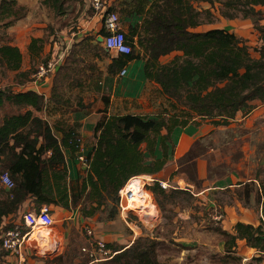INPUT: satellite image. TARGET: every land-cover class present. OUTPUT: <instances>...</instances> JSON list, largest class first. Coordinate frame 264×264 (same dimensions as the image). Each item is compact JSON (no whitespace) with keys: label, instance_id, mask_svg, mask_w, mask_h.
Wrapping results in <instances>:
<instances>
[{"label":"trees","instance_id":"16d2710c","mask_svg":"<svg viewBox=\"0 0 264 264\" xmlns=\"http://www.w3.org/2000/svg\"><path fill=\"white\" fill-rule=\"evenodd\" d=\"M66 1L43 0L57 14L66 9ZM199 2L207 3L208 7H196L195 3L199 5ZM215 3L219 5L216 10ZM16 6L17 0H0V23H4L5 29L12 27L13 20L19 16ZM263 6L264 0H114L107 11H114L120 17L125 41L131 51L111 58L106 66V76L100 78L99 73L96 78L95 90H101V82H111L129 61L142 58L144 75L159 85L161 96L182 101L190 111L206 118L215 127L227 125L237 111H251L253 100H264V24L259 23L264 19ZM239 15L252 20L253 29L259 33L258 43L251 46L245 38L226 27L189 30L202 24L213 25L220 17L232 20ZM98 34L102 38L107 35L103 26ZM93 39L94 36L89 34L71 45L63 65L51 75L52 86L46 98L32 89H0V109L6 103L23 108L0 117V173L7 172L13 181L9 189L0 186V233L16 225L21 232L28 230L16 221L19 214L22 217V207L27 199L32 200L31 211L36 214L42 206L52 205L65 210L77 208L81 216H95L96 222L101 223L119 219L118 190L133 176L147 174L154 179L145 189L157 201L162 203L168 195L169 190L159 185L158 174L167 163L170 134L175 127L189 123V111H180L171 118H166L162 110L155 114L107 116L110 93L104 92L100 98L103 115L93 130L95 141L84 153L86 165L78 160L81 145L78 124H50L36 114L48 113L51 103L59 105L58 109L65 112L68 100L62 99L60 89L77 80L81 83L80 79L85 76L81 63L89 57L91 46L99 49L98 53H92L98 58L101 57L100 51L108 54L99 41L93 44ZM43 46L42 37L31 38L27 45L28 56L42 57ZM171 52L179 54L165 63L159 62L160 56ZM21 59L16 46L0 45V65L27 80L29 71L20 70ZM78 103L75 109L93 105ZM66 150L74 162H80L75 177L68 176ZM157 150L160 157H157ZM192 152L193 148L180 163L186 170L192 166L194 179L198 180L195 164L188 162ZM254 179L235 186L234 193L244 206H256L260 213L257 222L237 221L231 229H216L223 237L225 252H235L238 242L242 241L256 251L248 264H261L264 257V176L257 174ZM193 183L195 190L198 189L197 182ZM104 213L106 217L100 219ZM90 240L101 239L92 232L91 236L88 235L87 246L82 248L90 247ZM103 242L113 252L105 260L109 264H161L156 254L158 242L153 238L133 235L124 244ZM82 248L86 258L74 264H94L96 260ZM0 255L7 253L0 252Z\"/></svg>","mask_w":264,"mask_h":264},{"label":"rangeland","instance_id":"374dc122","mask_svg":"<svg viewBox=\"0 0 264 264\" xmlns=\"http://www.w3.org/2000/svg\"><path fill=\"white\" fill-rule=\"evenodd\" d=\"M17 6L16 10L19 16L13 20L12 27L5 29L4 23H0V45L6 43L16 46L22 56L20 70L23 72L29 71L26 80L24 77H18L15 71L8 70L3 65H0V89H10L13 91H16L19 87L23 89L25 88V84L32 82L34 79H39L36 77L34 78L32 75L37 70L38 65L45 62L47 59L46 55L32 58L28 56L27 45L30 39L33 37H42L44 45L48 44V39L52 35L61 36V31L64 32L65 28L70 29V25L74 24L76 19L80 17L85 10L84 5H82V0H67L64 3V8H67V13L65 15V9H63V13L57 14L51 5L45 4L43 0H17ZM218 7L219 5L217 4L214 10ZM87 12L90 13V10L86 11V13ZM243 19L244 18L240 15L233 20L221 19L220 17L213 25H210V27H226L237 36L244 38L242 36L243 33L250 30L251 27L253 28V22L248 19L251 25H245L247 21H243ZM259 23L264 24V19H261ZM84 26L85 30L93 32L91 22H84ZM74 27L70 30H74ZM95 33H98V31ZM245 35L247 42H251V46L253 45L252 42L257 41L258 43L260 41L259 33L255 29L251 34L247 35V33H245ZM89 50V57H85V63H81V67L84 71L83 73L85 74L84 78L80 79L82 80L81 83L77 80L72 84L64 85L60 89L63 92L62 99L68 100V105L64 108L66 114L74 110L77 104H79V101H82V104L86 102H88V104H95L100 97L99 92L95 90V84H97L96 78L99 73H101L100 78L106 76V62L110 59V54L108 52V54L104 55V53L100 51L101 57L97 59L92 53H98L99 49L93 45ZM175 54L179 53L171 52L167 55L160 56L159 58H161L163 62L160 60L159 62L165 63L166 60L169 61L172 59ZM48 57H50V55H48ZM44 59L45 61H43ZM63 63L60 64L59 67H61ZM50 76L48 78L49 81L51 79ZM85 77L89 78L85 79ZM48 79H44L43 82L46 83ZM51 86L50 84L49 89H51ZM158 99V102H160L158 111H164L166 118H171L172 115L179 114L180 111L184 110L191 113L189 122H202L206 120V118L203 117V119L200 115L190 111L189 107L178 99L167 98L165 96H161ZM22 110L23 108L19 109L6 103L0 109V117L4 114ZM222 139L223 135L220 137L216 134H213V141L209 139V147L216 142L220 145L217 146L219 149H217V155H214L215 153H207L205 149L199 145L196 149H193L188 162L194 165L196 164L195 158H202L207 170L203 178L196 180L193 176L192 166H188L187 179L189 182H197L196 185L200 187V190L204 180H206L204 184L211 185L215 179L223 178L229 175L231 171H236L233 173L238 172L244 178L253 177L257 174H259L260 177L264 176V167L259 168L260 171L257 167L256 160L251 157L248 158L247 153L243 156L241 155L239 151L240 148L242 153L248 151L246 149V141L241 139L242 143L240 139H233L231 142L227 143ZM221 159H224L226 163L227 160H236L234 162L236 165H234V168L230 171L233 164L229 162L228 164L230 165L227 169L226 165L221 163ZM184 160L185 158L183 161ZM151 178L144 176L143 181L146 185L152 183L153 178ZM174 185L176 184L174 183ZM181 185L183 186L184 184L181 183ZM191 185L195 184L191 183ZM186 188L192 189L190 186ZM227 188L213 189L209 194L206 192V194L199 195V192H197L194 187V197L188 190L184 193L173 190L172 187L168 186L165 188V190H169L167 193L168 195L163 198L161 203L159 200L157 201L155 199L154 195L152 196L149 190L143 188L142 184V189L147 196L143 195V198L146 199V201L138 203V205L135 204V206L128 209L125 213L126 215H124L125 219L130 223L131 232L124 230L123 227L121 228L120 222L108 223L106 227L109 231L121 228L124 231L123 233H131L135 237L147 236L155 239L158 242V246L156 247L157 259L161 264H248L251 258L256 255V251L249 249L245 243L238 242V245L234 249L235 252H225L222 244L223 237L216 228L222 227V229L227 230L230 227L228 215L235 218V216H233L235 213L237 214V219H240L241 216L252 218L255 223V219H257L255 214L259 217V213L251 214V212H247L243 202L239 200L234 193L237 187L233 186ZM208 199L211 200L213 205L209 204ZM158 203H160V206ZM234 207L237 209L235 208L234 213H230ZM254 207V210H257L256 206ZM49 209L51 210L50 215L53 219V224L50 227L36 226L33 228V231H40L46 228L48 238L44 241L40 240V242L37 240H29V234V236L25 238L22 256L16 254L0 255V264H70V262L74 264V262L77 263L82 258H86L82 254L81 248L86 245L88 234L85 230L86 223H82L79 210L77 208L65 210L61 207L52 205ZM29 210H33V206L28 205L25 209H22L24 212ZM101 216L100 219L106 217L105 213L101 214ZM119 217H121V214H119ZM21 218L19 214L16 221L23 228L25 224ZM111 253L113 255L112 251ZM58 256L62 257L58 259ZM106 259L97 260L99 262L95 261L94 264H109L105 261ZM261 264H264V257L262 258Z\"/></svg>","mask_w":264,"mask_h":264},{"label":"crops","instance_id":"0c3cea01","mask_svg":"<svg viewBox=\"0 0 264 264\" xmlns=\"http://www.w3.org/2000/svg\"><path fill=\"white\" fill-rule=\"evenodd\" d=\"M113 1L114 0H104L105 6L106 7L110 6ZM82 5H84L85 10L82 12V15H80V17L76 19V22L70 25L71 28L75 26L73 28L74 30H70L71 28L70 29L65 28L64 32L61 31V36L52 35L48 39L49 43L45 44L43 47L42 56L46 55V58H49L48 55L52 56L54 54V50H52L51 47L55 40L60 42V49L65 48L66 54L64 58H66L71 45L73 43H78L86 35L92 34L94 36V39L92 41L93 44L99 41L100 46L103 45L102 36L99 35L98 33H95L102 28L100 13L94 10L92 7H90V0H82ZM216 5L217 3H215V6ZM195 6L200 8H207L208 4L204 2H199V5L195 3ZM66 9L64 15L67 13ZM262 9L264 10V6ZM88 10H90V13L87 12L88 13L87 15L86 11ZM243 21H247L245 22V25H251L248 18H244ZM84 22L87 23L91 22V25L93 26V30H92L93 32H88V30H85ZM208 27H210V24H205V25L202 24V25H198L197 27L190 28L189 30L205 31L206 29H208ZM253 30L254 29L251 27L250 30H248L247 32L245 31L242 36L245 38L246 37L245 33H247V35L251 34ZM250 43L251 42H249V44ZM252 43L254 45L255 43H257V41ZM108 52L110 54V59L106 62L107 65L112 57L117 56V53L113 51H108ZM254 55L257 56V54ZM94 57L98 59L97 56ZM159 60L163 62L161 58H159ZM143 67H144L143 59L135 58L129 61L125 65L126 71L123 76H119V74L117 73L116 75L113 76L112 81L108 82V84H105L104 81L101 82L102 87L101 90L99 91L100 97L95 102V104H93L92 107L90 108H85L82 110L74 109L70 111V113L66 114L65 112L63 113L58 109L59 105H55L51 103L49 105L50 110L48 111V113L43 111L42 113L36 112V114L48 120L50 124H53L55 122H61V123L65 122L67 124L75 123L76 125L78 124L79 128L77 129V131L79 132L81 138V145L78 154H84L95 141L93 140V130L95 128L96 123L98 122V120H100V118L103 115L104 106L100 98L101 95L104 94V92L108 91L110 93L109 104L105 113L107 116L111 114L113 115L155 114L158 112L160 107V102H158L159 101L158 98L161 97L160 93L158 92L160 87L153 80H149L145 77ZM48 81L46 83H41L39 85H36L34 82H29L24 85L25 88L21 89L19 87L17 90L32 89L38 93L43 94L46 98L50 91L49 87L51 84V79L49 82ZM251 103L253 104V108L251 109V111H249L248 113L237 111L234 118L230 119L227 125H219L215 127L210 123L209 120L206 119L205 121L202 122L197 121L198 122L197 124H193L192 122H189L185 126L175 127L170 134L169 154L167 157V163L164 169L158 174V180L165 181L167 187L169 186L172 187L173 189L188 190L195 197V194L193 193L194 185H191L192 182H189V180L187 179L188 173L187 170L184 168L183 164L180 163L181 158H183L184 155L187 154L188 151H190V149L192 148L196 149L198 145L203 147L207 153H215L214 155H217L218 154L217 151L219 150L217 146H220L218 142L211 144V147H209L210 146L209 141L210 140L213 141L212 140L213 134L214 135L216 134L220 137H222L223 135L224 140L223 139L222 140L227 143L231 142L233 139H240L241 142H242L241 139H243V141H246L247 143L246 149L248 151L242 153L240 148L239 151L241 155L243 156L244 154L247 153L248 158L251 157L252 159L256 160L258 169L263 168L264 167V100H253ZM85 104H88V102H86ZM53 106H55L56 108L51 109ZM164 132H165L164 130L161 131V133L163 134ZM156 154L157 157H160L159 150H157ZM65 158L68 168V176L75 177L77 166L80 165V162L78 160H75L76 162L75 163L73 159L70 158V153L68 150L65 151ZM195 161H196L195 164L196 177L197 179H201L205 176V171L207 170L206 165L205 162L202 160V158H195ZM235 161L236 160L231 159V160H227L226 163L224 162V159H221V163H224L227 169L231 163L233 164V166L230 168V171L234 168V165H236V163H234ZM229 162L230 164H228ZM233 172L236 171H231L229 175H226L223 178H218L217 180L215 179L211 185L204 184L206 183V180H204V182H202L201 189L199 190L200 188L199 187L198 189H196V191L199 192V195L206 194V192L207 194H209V192L213 189H223L227 187L238 186L240 183L247 182L249 180L254 179L255 177L253 176V177L244 178L238 172L237 173H233ZM143 176H148L149 178H151V176L147 174ZM180 182L183 183L184 185L182 186ZM174 183L176 185H174ZM189 186L192 189L186 188ZM208 202L210 205H213L210 199H208ZM32 204H33L32 200L27 199L22 209H25V207ZM219 205L222 206L221 204ZM245 207L247 212H251V214L259 213L258 209L254 210V208L247 206ZM235 208L236 207L232 208L230 213H234ZM228 209L231 208L229 207ZM124 215L126 214H121V217H119L117 221L101 222V223L96 222L95 216L86 218L80 215V217L82 223L83 222L86 223L85 227L90 228L97 238L105 242H117L120 244H124L125 241L126 242L128 241V238L133 237V234L129 236L127 235V233H123L124 231L121 229L123 227L124 230L129 229V232H131L130 223L125 219ZM233 216H235L236 218L237 214L234 213ZM255 216L258 219L256 214ZM227 217L230 221L229 229H231L232 225L237 221H242V222L246 221L245 223H254V220L252 218L250 219L245 216L243 217L241 216L240 219L239 218L235 219L234 217L229 215ZM257 219H255V223L257 222ZM115 222H120L121 228L117 230L114 229L109 231L108 228L106 227V224L115 223Z\"/></svg>","mask_w":264,"mask_h":264},{"label":"built area","instance_id":"2783aa9c","mask_svg":"<svg viewBox=\"0 0 264 264\" xmlns=\"http://www.w3.org/2000/svg\"><path fill=\"white\" fill-rule=\"evenodd\" d=\"M90 5L94 10L100 13L102 26L107 32V35L102 38V44L104 48L107 51H113L117 54L129 53L131 51V47L125 41L124 30L120 23V17L118 16V14L114 11H107L104 0H90ZM51 48L52 50H54V54L47 58L45 62L40 63L37 67V70L32 75L34 78H39L32 81L36 85L44 83L43 80L48 79L50 74L52 75L57 67L63 62L66 52L65 48L60 49V42L55 40ZM125 71L126 68H122L118 73L119 76H123L125 74ZM78 160L83 165H86L87 163L84 154H78ZM139 177L140 176H133L129 178L124 186L118 190V204L121 214H125L128 211V202L134 195L133 188L127 187V184L131 182V186L138 185L136 179H138ZM158 182L162 188L167 187L165 181L158 180ZM0 186H4L7 189L13 186V181L7 172L0 173ZM145 186L146 184L143 181V188H145ZM22 218L25 226L28 227V230H26L25 232H21L19 227L16 225L14 228H10L0 233V252L22 256L25 238L32 233L33 228H35L36 226L50 227L53 224V219L49 213L48 206H42L37 214L30 210L25 211L22 213ZM85 230L89 236L92 235L93 231L90 228L85 227ZM82 250L96 261L110 258L112 256L110 249L105 247V243L102 240H90V247L82 248Z\"/></svg>","mask_w":264,"mask_h":264},{"label":"bare ground","instance_id":"6f19581e","mask_svg":"<svg viewBox=\"0 0 264 264\" xmlns=\"http://www.w3.org/2000/svg\"><path fill=\"white\" fill-rule=\"evenodd\" d=\"M143 178H144V176L140 175V177L138 179H136L138 182V185L131 186L132 185L131 182H129L127 184V187H132L133 191H134L133 197L130 198V200L128 202V205H127L128 209L133 208L135 206V204L138 205V203H143L144 201H146V199L143 198V195L146 194L144 192V190L142 189V184H143L142 179ZM47 236H48V233L46 232V228H44L43 230H40V231H38V230L32 231V233L30 234V237L28 239L29 240H37L40 242V240H42V241L46 240L48 238Z\"/></svg>","mask_w":264,"mask_h":264},{"label":"clouds","instance_id":"9594fccd","mask_svg":"<svg viewBox=\"0 0 264 264\" xmlns=\"http://www.w3.org/2000/svg\"><path fill=\"white\" fill-rule=\"evenodd\" d=\"M150 192V191H149ZM151 193V192H150ZM152 194V193H151ZM154 199V198H153ZM155 201V200H154Z\"/></svg>","mask_w":264,"mask_h":264}]
</instances>
